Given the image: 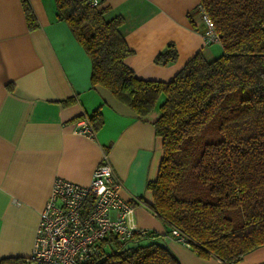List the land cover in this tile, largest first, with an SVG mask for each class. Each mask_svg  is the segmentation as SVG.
Here are the masks:
<instances>
[{"label":"trees","instance_id":"obj_1","mask_svg":"<svg viewBox=\"0 0 264 264\" xmlns=\"http://www.w3.org/2000/svg\"><path fill=\"white\" fill-rule=\"evenodd\" d=\"M54 2L56 18L89 57L92 86L105 87L139 117L164 96L152 123L162 157L156 178L146 182L153 200L144 203L167 232L177 231L199 257L220 264H237L264 245V0H199L221 52L211 59L196 52L169 80L140 78L125 64L131 50L121 16L107 18L101 3ZM21 3L27 26L35 28L30 4ZM176 55L169 43L154 62ZM88 117L94 131L103 123L99 107ZM107 241L88 264H181L153 230ZM0 264H28V258L5 256Z\"/></svg>","mask_w":264,"mask_h":264},{"label":"crops","instance_id":"obj_2","mask_svg":"<svg viewBox=\"0 0 264 264\" xmlns=\"http://www.w3.org/2000/svg\"><path fill=\"white\" fill-rule=\"evenodd\" d=\"M27 1L37 21L32 29L21 0H0V258L30 256L56 177L88 184L107 152L121 196L151 203L146 182L156 178L162 157V139L152 123L164 96L139 117L105 87L92 86L89 57L66 22L56 18L54 0ZM98 1L107 7V18L122 17L120 29L131 50L124 62L140 78L169 80L196 52L208 59L221 52L218 40L205 42L199 0ZM169 43L176 58L155 63ZM97 107L103 123L94 135L73 132L76 118ZM128 220L162 234L181 264H220L176 241L145 204L136 203ZM237 264H264V245Z\"/></svg>","mask_w":264,"mask_h":264},{"label":"built area","instance_id":"obj_3","mask_svg":"<svg viewBox=\"0 0 264 264\" xmlns=\"http://www.w3.org/2000/svg\"><path fill=\"white\" fill-rule=\"evenodd\" d=\"M85 1L91 6L99 4L98 0ZM201 18L207 28L205 42L217 41L218 34L202 8ZM72 131L89 137L95 132L87 114L75 120ZM121 187L107 152L94 167L88 184L56 177L39 213L28 264H88L109 247L111 237L127 241L133 234L145 235L148 229L128 220L137 199L123 198ZM171 233L184 242L177 231Z\"/></svg>","mask_w":264,"mask_h":264},{"label":"rangeland","instance_id":"obj_4","mask_svg":"<svg viewBox=\"0 0 264 264\" xmlns=\"http://www.w3.org/2000/svg\"><path fill=\"white\" fill-rule=\"evenodd\" d=\"M214 44H216V46H217V42H215ZM133 197H136V199H137V201H136V203H140V204H145L144 203V201L141 199V197L140 196H133ZM131 200H133V198H131ZM131 200H129V201H131ZM134 203V202H133ZM136 203H134V204H136ZM134 207V206H133ZM149 230V229H148ZM171 235H172V233H170ZM173 236V235H172ZM174 238H175V236H174ZM176 239V238H175ZM176 241H178V242H180L179 240H177L176 239ZM182 244H185V245H187L186 243H184V242H181ZM188 246V245H187ZM189 247V246H188Z\"/></svg>","mask_w":264,"mask_h":264}]
</instances>
